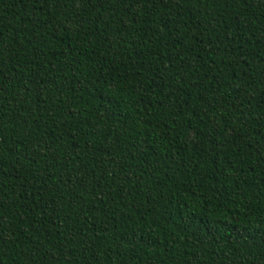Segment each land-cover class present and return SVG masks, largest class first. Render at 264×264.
<instances>
[{"label": "trees", "instance_id": "16d2710c", "mask_svg": "<svg viewBox=\"0 0 264 264\" xmlns=\"http://www.w3.org/2000/svg\"><path fill=\"white\" fill-rule=\"evenodd\" d=\"M0 264H264V0H0Z\"/></svg>", "mask_w": 264, "mask_h": 264}]
</instances>
